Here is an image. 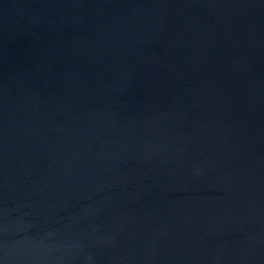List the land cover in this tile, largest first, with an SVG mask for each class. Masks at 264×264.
I'll return each mask as SVG.
<instances>
[{
  "label": "water",
  "instance_id": "water-1",
  "mask_svg": "<svg viewBox=\"0 0 264 264\" xmlns=\"http://www.w3.org/2000/svg\"><path fill=\"white\" fill-rule=\"evenodd\" d=\"M0 264H264V0H0Z\"/></svg>",
  "mask_w": 264,
  "mask_h": 264
}]
</instances>
